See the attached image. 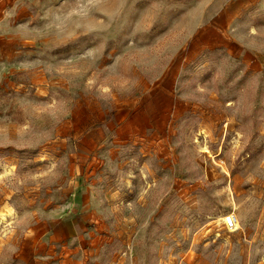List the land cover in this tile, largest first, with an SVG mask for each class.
<instances>
[{"label":"rangeland","instance_id":"374dc122","mask_svg":"<svg viewBox=\"0 0 264 264\" xmlns=\"http://www.w3.org/2000/svg\"><path fill=\"white\" fill-rule=\"evenodd\" d=\"M0 264H264V0H0Z\"/></svg>","mask_w":264,"mask_h":264},{"label":"built area","instance_id":"2783aa9c","mask_svg":"<svg viewBox=\"0 0 264 264\" xmlns=\"http://www.w3.org/2000/svg\"><path fill=\"white\" fill-rule=\"evenodd\" d=\"M227 230L233 231L237 228L238 220L235 215L226 216L223 220Z\"/></svg>","mask_w":264,"mask_h":264},{"label":"bare ground","instance_id":"6f19581e","mask_svg":"<svg viewBox=\"0 0 264 264\" xmlns=\"http://www.w3.org/2000/svg\"><path fill=\"white\" fill-rule=\"evenodd\" d=\"M3 216H5V215H3ZM238 225H239V223L237 224V228H238ZM237 228H236V230H237Z\"/></svg>","mask_w":264,"mask_h":264}]
</instances>
